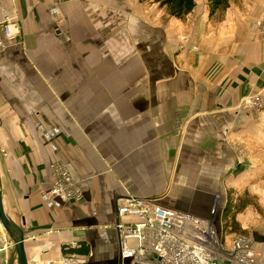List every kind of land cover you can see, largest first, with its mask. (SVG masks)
<instances>
[{
	"label": "crops",
	"instance_id": "0c3cea01",
	"mask_svg": "<svg viewBox=\"0 0 264 264\" xmlns=\"http://www.w3.org/2000/svg\"><path fill=\"white\" fill-rule=\"evenodd\" d=\"M0 9L16 36L0 50V192L28 261L85 249L86 264H115L122 197L214 225L219 211L223 228L234 196L255 205L242 226L264 264V110L243 107L264 98L255 28L264 0H231L214 15L196 0L181 20L139 0H0ZM54 163L82 202L46 195Z\"/></svg>",
	"mask_w": 264,
	"mask_h": 264
},
{
	"label": "built area",
	"instance_id": "2783aa9c",
	"mask_svg": "<svg viewBox=\"0 0 264 264\" xmlns=\"http://www.w3.org/2000/svg\"><path fill=\"white\" fill-rule=\"evenodd\" d=\"M1 12L0 9V15ZM255 28L264 40V15L255 22ZM15 41L10 21L0 18V50ZM243 107L261 112L264 98L249 97ZM50 170L52 182L46 195L64 203L82 202L81 186L68 168L54 163ZM117 217L119 264H255L257 254L251 237L237 235L226 242L217 234L212 220L164 208L157 201L122 197L117 202ZM12 248L0 223V252ZM88 258L89 255L66 254L47 264H86Z\"/></svg>",
	"mask_w": 264,
	"mask_h": 264
},
{
	"label": "rangeland",
	"instance_id": "374dc122",
	"mask_svg": "<svg viewBox=\"0 0 264 264\" xmlns=\"http://www.w3.org/2000/svg\"><path fill=\"white\" fill-rule=\"evenodd\" d=\"M145 1L148 4H151V5L153 4L152 0H145ZM255 96L258 97L261 95L260 94H254L251 96V98L255 97ZM251 113L256 114L258 112H254L251 109ZM243 152H244L243 150L240 151V153H243ZM228 199H229V201H228V204L226 206V211H225L223 218H222V220H223V231H222L223 240L226 242H229L234 236H237V235H243V236L249 237L250 236V233H249L250 229L247 226H245V227L242 226L243 225L242 220H244V219L241 218V215H244V217H246L245 215L249 214L247 210H249V209L251 210V206L252 207L255 206L254 203H251V201H248L247 199L237 201V200H235L234 196H229ZM237 216H239L240 219L238 221H240V222H237V219H236Z\"/></svg>",
	"mask_w": 264,
	"mask_h": 264
},
{
	"label": "water",
	"instance_id": "95a60500",
	"mask_svg": "<svg viewBox=\"0 0 264 264\" xmlns=\"http://www.w3.org/2000/svg\"><path fill=\"white\" fill-rule=\"evenodd\" d=\"M220 212L218 211L217 219L215 223V228L217 234L221 236V218L219 216ZM0 223L9 237L10 241L13 244L12 252L10 254L8 264H28L25 247H24V232L23 229L13 222L4 212L2 205V198L0 192ZM115 264H119L117 261Z\"/></svg>",
	"mask_w": 264,
	"mask_h": 264
},
{
	"label": "trees",
	"instance_id": "16d2710c",
	"mask_svg": "<svg viewBox=\"0 0 264 264\" xmlns=\"http://www.w3.org/2000/svg\"><path fill=\"white\" fill-rule=\"evenodd\" d=\"M139 1L142 2L145 0ZM206 1L209 9V15H214L216 12L225 11L228 8L229 2L231 0ZM152 3L157 5L159 9H164L169 17L181 20L195 8L196 0H152ZM72 251L75 254H87V250L85 249H75Z\"/></svg>",
	"mask_w": 264,
	"mask_h": 264
}]
</instances>
